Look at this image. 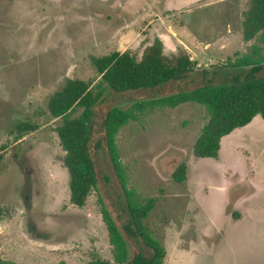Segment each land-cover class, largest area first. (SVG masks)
<instances>
[{
    "label": "rangeland",
    "instance_id": "rangeland-1",
    "mask_svg": "<svg viewBox=\"0 0 264 264\" xmlns=\"http://www.w3.org/2000/svg\"><path fill=\"white\" fill-rule=\"evenodd\" d=\"M251 0H0V258L16 264L115 263L100 202L128 241L130 257L149 247L130 236L131 218L112 167L103 120L113 106L201 85L199 75L151 89L110 92L96 107L91 152L98 174L85 205L72 203L65 151L49 110L69 79L95 89L94 59L113 51L138 58L156 38L172 55L183 47L202 68L248 53ZM249 74L238 75L239 80ZM235 74L214 77L234 80ZM264 76V68L255 74ZM78 111L75 115H78ZM209 120L205 106L157 108L123 126L117 144L143 202L146 220L166 250L164 264H264V119L223 137L218 156L195 155ZM21 122L36 126L20 133ZM186 163V179L174 172Z\"/></svg>",
    "mask_w": 264,
    "mask_h": 264
},
{
    "label": "trees",
    "instance_id": "trees-1",
    "mask_svg": "<svg viewBox=\"0 0 264 264\" xmlns=\"http://www.w3.org/2000/svg\"><path fill=\"white\" fill-rule=\"evenodd\" d=\"M245 34L257 35L248 53L220 66L202 68L183 47L177 53L167 55L161 39L156 38L144 50L140 58L130 51H113L94 59L100 74L95 89L89 82L69 79L49 100L50 113L61 118L57 127L58 137L65 151L64 165L69 172L70 197L73 204L83 207L92 189L98 187V174L91 152L96 107L110 92H126L160 87L171 80H181L199 75L205 79L201 85L189 89L138 99L129 107L113 106L103 120L105 142L112 167L123 190L131 221L125 230L128 235L139 238L151 253L141 251L130 257L128 241L111 210L100 200L102 217L113 245L115 263L97 259L90 264H164L166 250L146 220L153 205L152 200L143 202L138 192L129 187L127 169L122 162L117 144L121 128L131 121H138L148 111L157 108H175L186 102L205 106L209 120L194 145L195 155L215 158L224 136L238 127L247 125L257 115L264 119V76H255L264 68V0H251L245 14ZM239 80L238 75L244 74ZM235 74L234 80L214 81L217 76ZM242 76V75H241ZM239 77V76H238ZM78 111L79 114L75 115ZM30 123L17 124L20 133L35 129ZM1 159V155H0ZM186 163L178 166L174 178L186 179ZM0 208V220H1ZM0 264H16L2 260Z\"/></svg>",
    "mask_w": 264,
    "mask_h": 264
}]
</instances>
